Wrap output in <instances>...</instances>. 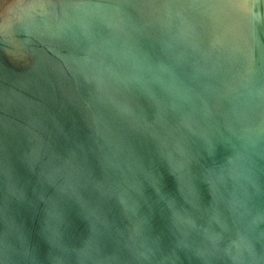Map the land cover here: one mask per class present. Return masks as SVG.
Here are the masks:
<instances>
[{
	"label": "water",
	"instance_id": "95a60500",
	"mask_svg": "<svg viewBox=\"0 0 264 264\" xmlns=\"http://www.w3.org/2000/svg\"><path fill=\"white\" fill-rule=\"evenodd\" d=\"M0 264H264V0H0Z\"/></svg>",
	"mask_w": 264,
	"mask_h": 264
}]
</instances>
